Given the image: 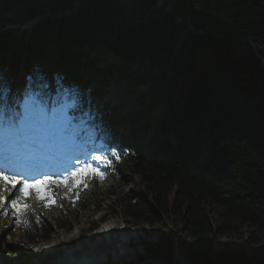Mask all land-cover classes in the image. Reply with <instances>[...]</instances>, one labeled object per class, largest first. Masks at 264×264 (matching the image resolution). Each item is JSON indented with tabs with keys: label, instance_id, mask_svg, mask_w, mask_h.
<instances>
[{
	"label": "trees",
	"instance_id": "obj_1",
	"mask_svg": "<svg viewBox=\"0 0 264 264\" xmlns=\"http://www.w3.org/2000/svg\"><path fill=\"white\" fill-rule=\"evenodd\" d=\"M39 17L30 31L13 27ZM7 26L0 77L22 65L26 85L46 97L89 89L98 101L115 71L130 85L141 108L103 106V133L122 128L127 152L111 176L124 187L126 169L145 193L128 190L111 215L157 227L151 264H264V62L246 42L264 57V0H0ZM35 216L20 228L29 242ZM42 227L48 239L51 225Z\"/></svg>",
	"mask_w": 264,
	"mask_h": 264
},
{
	"label": "rangeland",
	"instance_id": "obj_2",
	"mask_svg": "<svg viewBox=\"0 0 264 264\" xmlns=\"http://www.w3.org/2000/svg\"><path fill=\"white\" fill-rule=\"evenodd\" d=\"M121 60L116 56H110L108 63L116 65L120 64ZM109 80L106 88L108 94L102 102L107 101L112 107L122 102L123 113L128 115L139 111L141 107L139 108L133 103L134 97L128 92L130 85L121 82L116 71L114 78ZM146 89L145 86L142 88V90ZM90 112L89 117H92V111ZM84 130L87 131L88 129ZM122 177L125 178L124 187L121 186L122 183L111 177L106 180L102 179L100 187H95L91 182H81L87 186L84 195L85 209L82 210L76 208L72 202L81 191L78 181L55 185L56 190L52 189L51 186H43L40 192V197H44L43 200L32 195L28 201H20L19 211L14 209L11 204L5 206L4 202V205L0 206V237L2 231L9 232L10 235L5 239V248H7L5 252L8 254L0 251V264H93V262L94 264H115L120 261L123 264L132 261L134 264V262L139 263L140 259L147 260H143L141 264H151V260L147 258L146 248L162 240L157 227L142 223L134 224L131 219L125 218L121 214L111 215V212L115 210V203L128 190L142 195L145 193L143 187L128 170L122 169ZM13 193H16L14 189ZM54 194L57 196L53 197ZM48 195L57 199L51 208L45 206L48 204ZM6 197L5 201L9 199L11 202L14 195L8 196L6 193ZM25 205L29 207H25ZM34 211L37 212V216L33 217L35 220L32 221L30 227L31 233L36 239L34 242H29L28 234L21 231L18 226L20 222L18 218H29L34 214ZM88 212L90 215L87 214ZM60 214H64L67 218L68 223L65 228L59 226ZM43 223L51 225L52 231L48 239L43 237ZM112 223L117 225L115 232L118 234L115 236H119L121 240H117V243L104 250L95 247L97 249L95 254L88 253L90 252L89 248L98 242V240L93 241L91 238ZM93 224H98L95 229H92ZM118 231L124 232L125 235L120 236ZM126 237H134L133 243L130 244ZM55 239L59 240L56 245H54ZM81 244L85 250L78 255L87 256L88 259L83 260L82 258L71 262L73 255L66 260L65 256L68 253L72 254V251L79 248ZM122 246H124V250L121 249ZM59 250H61V254L58 253ZM153 262L156 264L155 260Z\"/></svg>",
	"mask_w": 264,
	"mask_h": 264
},
{
	"label": "snow or ice",
	"instance_id": "obj_3",
	"mask_svg": "<svg viewBox=\"0 0 264 264\" xmlns=\"http://www.w3.org/2000/svg\"><path fill=\"white\" fill-rule=\"evenodd\" d=\"M74 106L75 98L67 90L56 102V106L51 108L49 100L43 93H25L22 101L0 95V206L4 205L7 193L8 196L14 195L11 205L19 211V203L27 195L26 188L33 187L36 183L48 182L58 185L65 182L59 176L52 179L47 174L43 175L41 180L30 181L22 174H9V170L19 164L38 166L41 163L40 154L69 132L71 118L67 110ZM92 159L104 162L106 157L94 155ZM81 163L83 168L72 171V177L86 170L102 176L96 168L91 167L90 161ZM17 185L21 187L14 194L13 189H16ZM37 198L44 197H40L37 192ZM47 198L51 199V195ZM25 207L29 206L25 205Z\"/></svg>",
	"mask_w": 264,
	"mask_h": 264
},
{
	"label": "bare ground",
	"instance_id": "obj_4",
	"mask_svg": "<svg viewBox=\"0 0 264 264\" xmlns=\"http://www.w3.org/2000/svg\"><path fill=\"white\" fill-rule=\"evenodd\" d=\"M48 32V31H47ZM85 64V63H84ZM99 90V89H98ZM164 115V114H163ZM165 119V118H164ZM88 215H90V213L88 212L87 213ZM85 216V215H84ZM117 229V225H115L114 223H112L111 225H107L105 228H103L101 231H99L95 236H93L91 238V240L95 241V240H98V242L96 244H94L95 246H92L91 248H89V251L88 253H92V254H95L94 252L97 250L95 249V247H99L100 249L104 250L106 248H109L111 245H114L115 243H117V240H121V238L119 236H115L116 234H118L117 232H115ZM119 232V231H118ZM81 234V233H80ZM109 237H108V235ZM119 235L120 236H123L125 235L124 232L120 233L119 232ZM127 238V237H126ZM133 238L134 237H128L127 239L130 241V244L133 243ZM67 241V240H65ZM70 241V240H68ZM59 242V240L55 239L54 241V245H56L57 243ZM121 244H122V241H121ZM126 248V247H125ZM74 249V247H73ZM122 250H124V246L121 247ZM85 248L84 246L81 244L79 248H75L73 251H72V254L68 253L66 256H65V259L68 260L71 256L72 259L70 260L71 262L73 261H78L79 259L81 260L82 258H86L87 256H84V255H78L79 253H81L82 251H84ZM99 250V249H98ZM83 254V253H82ZM87 255V253H86ZM91 256H94V255H91ZM75 257V258H74ZM83 264V263H81Z\"/></svg>",
	"mask_w": 264,
	"mask_h": 264
},
{
	"label": "water",
	"instance_id": "obj_5",
	"mask_svg": "<svg viewBox=\"0 0 264 264\" xmlns=\"http://www.w3.org/2000/svg\"><path fill=\"white\" fill-rule=\"evenodd\" d=\"M84 1H86V0H84ZM80 3L78 2L77 4H76V6H78ZM76 10V8L74 9V11ZM62 14H64V15H72V12H64V13H57V15H62ZM40 18H36L35 20H33V23H36L38 20H39ZM190 19V18H189ZM189 26H190V28H191V31L194 33V34H203L204 32L203 31H201V30H198V29H196L193 25H192V23L191 22H189ZM251 47H252V49H253V51H254V54L256 55V57H258V58H260L263 62H264V57H262L260 54H259V52H258V50H257V47L255 46V44L252 42V41H250V40H248V41H246Z\"/></svg>",
	"mask_w": 264,
	"mask_h": 264
}]
</instances>
